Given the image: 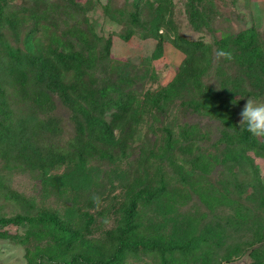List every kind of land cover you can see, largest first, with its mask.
<instances>
[{
	"label": "rangeland",
	"instance_id": "1",
	"mask_svg": "<svg viewBox=\"0 0 264 264\" xmlns=\"http://www.w3.org/2000/svg\"><path fill=\"white\" fill-rule=\"evenodd\" d=\"M163 2L167 5L165 13L156 7ZM5 11L45 13L41 21L49 31L57 30V33L73 26L83 30L93 29L101 38L97 60L87 69L94 79L93 83L101 86L107 81L121 80L119 85L133 91L143 106L132 136L129 126L122 130L114 128L117 135L123 131L124 145L110 149L107 158L93 156L87 160L86 170L91 179L85 188L45 184L36 167L16 158L18 149L36 124L45 121L48 116L55 117L59 130L41 133L39 140L45 146H54L55 150L45 151L41 159L47 162L48 173L60 175L71 165V162H61L58 158L73 148L74 115L58 96L54 81L41 84L35 79L38 63L34 55L24 50L22 42L15 41L11 26L5 23L2 29L5 39L23 49L21 59L13 63L25 70L29 77L21 85L11 72V61L0 55V105L11 115L9 121L0 118V215L34 214L49 210L68 223L77 219L85 238L93 239L91 243L102 253L92 255L87 246L89 243L78 240L65 250L63 263L111 264L109 252L116 248L115 241L111 244L113 234L122 225L121 221L127 218L125 212L134 204L141 224L161 222L168 214L159 215L153 205H146L147 191L160 184H166V189L180 188L182 183L177 164L191 168V160L202 154L204 159L197 162L198 167L192 175V179L198 181V190L189 189L190 193L184 201L177 197L176 207L170 215L196 220V233L206 223L215 220L221 221L223 231L221 237L209 239L207 254L202 251L193 255L177 251L175 264H226L229 261L248 264L256 259L250 250L264 248V237L254 240L256 225L250 224V220L262 218L264 230V135L256 134L259 137L256 148L259 154L248 150L237 158L208 164L209 156L217 154L220 158L221 150L228 146V142L219 141L222 125L198 103L205 86L216 88L224 96L234 89H231L232 82L221 87L224 76H219L216 70L218 64L239 82L240 78H245L242 73L244 63L239 66L234 60H223L218 45H212L208 65L203 53L197 52L195 57L186 56L168 40L163 41L162 50L154 56L157 40L149 29L147 17L161 13L164 19L170 20L166 28L163 27L167 36L179 35L188 41L213 43L222 33L236 35L251 27L264 36V0H6ZM19 26L23 39L27 25L21 23ZM130 27L129 37L126 38ZM262 65L264 57H258L251 69L255 75L264 78ZM196 67L203 70L198 71ZM188 68L191 69L187 74ZM194 75L199 76L200 88H195L192 83ZM175 79L184 81V85H180V89L178 85V92H167ZM260 84L264 82L260 81ZM247 85L248 94L236 95L237 101L231 102L236 125L240 128L243 126L238 123L239 114L248 97L264 102V85L256 88ZM40 87L52 93L54 105L51 108L40 109L30 101V92ZM167 133L179 137L181 145L191 144L192 147V151L187 152L181 150L178 144L174 148L176 163L163 161L158 156L165 145ZM238 145L235 144V147L239 148ZM158 164L162 165L160 171ZM207 167H210L208 171H202ZM210 183L214 184L213 189ZM207 188L216 194L218 191L224 193L226 201L221 204L201 200L198 191ZM237 217L245 221L234 223ZM7 228L13 233L24 230L23 226L10 225ZM171 229L169 221L165 230ZM43 242L41 240L40 243ZM28 248L32 250L33 244L18 238H0V264H34L35 261L28 260ZM36 259L49 262L46 256ZM125 263L160 264L159 253L157 250L143 253L138 248L130 250Z\"/></svg>",
	"mask_w": 264,
	"mask_h": 264
},
{
	"label": "trees",
	"instance_id": "2",
	"mask_svg": "<svg viewBox=\"0 0 264 264\" xmlns=\"http://www.w3.org/2000/svg\"><path fill=\"white\" fill-rule=\"evenodd\" d=\"M5 6L6 0H0V55L11 61V72L15 79L21 85H24L29 76L25 70L16 67L13 63L21 59L23 49L19 45H11L5 39L2 29L7 23L11 26L15 41L22 42L24 50L31 52L37 61L38 65L34 72L35 79L41 84L50 80L54 81V88L58 96L74 115L75 122L73 148L58 158L61 162H71V165L60 175L54 176L48 173V164L41 159V155L45 151L55 150L53 145L45 146L39 140L41 133L59 130L58 120L53 116H48L45 121L34 126L25 138L23 145L18 149L16 158L36 167L39 170L41 180L45 184H55L61 188L67 185L77 189L80 187L85 188L89 182L88 180L91 179L86 170L87 160L93 156L107 158L110 149L124 145V137L121 135L123 131L117 135L114 128L119 127L118 129L122 130L129 126L132 136L135 125L139 120L137 118L142 113L143 105L133 91L124 89L119 85L121 80L107 81L101 86L93 83L94 79L89 76L87 69L92 67L97 60V47L98 42L100 43L101 40L93 29L83 30L73 26L70 29L61 30L59 33H57V30L49 31L48 26L41 21L45 13H39L38 11H32L30 14H21L15 11L6 13ZM156 7L158 11L163 13L167 10V5L164 2L157 4ZM147 19H149V29L153 32L151 34L157 40L154 56L159 55L163 47V41L168 40L180 48L186 56L195 57L197 52L203 53L205 63L208 65L210 64L209 57L212 45H218V52H222L223 60H234L238 65L240 64L239 66L244 63L242 73H244L245 78H240L239 82L231 78L225 72V68L221 69L222 65L218 64L216 70L220 77L224 76V79H221V87L232 82L231 89H234L228 91L224 96L216 88L205 86L204 93L202 92L198 102L207 114L215 117L222 125L218 136L219 141L221 143L228 142V146L222 148L220 158L217 154L211 155L207 158V162L212 164L227 158H237L248 150L259 154V151L256 150L259 137L250 133L246 128H240L236 125L235 109L231 102L237 101L238 97L236 95L248 94L247 84L255 88L264 85H259L260 81L264 82V78L255 75L251 69L252 63L258 57H264V36L251 27L236 35L222 33L221 37L215 38L213 43L202 40L188 41L179 35L167 36L163 31V27L166 28L170 20L169 18L164 19L161 13H157L150 18L147 17ZM21 23L27 25L25 26L23 39L20 37L21 29L19 25ZM159 29H161L160 32H158ZM130 31L131 27L128 33L125 34L126 38L129 37ZM65 35L69 37H64ZM76 43H78V46ZM196 68H198V71L203 70L202 67ZM190 69H187V74L190 73ZM261 72L264 73V65L261 66ZM198 77V75L193 77L194 81L192 83H194L195 88H200L202 85ZM122 80L124 81V76ZM183 83L184 81L173 80L168 86L167 92H178V85L180 89V85H184ZM29 99L40 109H48L54 105L52 93L43 87L32 90ZM1 117L7 118L5 121H9L11 118L10 111L3 109L2 105H0ZM166 136L163 150L158 153L161 160L176 163L177 157L174 148L178 144L181 150L192 151L191 144L181 145L179 137H172L169 133ZM235 144H240L238 145L239 148L235 147ZM203 159L202 154L196 156V158L194 157L191 160L192 167L187 169L183 165L177 164L182 183L180 188L166 189V184H160L154 188L150 187L147 191L146 205H153L154 211H157L159 215L168 214L162 218L161 222H159L160 220L147 221L145 225L141 224V220H138L139 211L136 210V205H131L130 209L125 212L127 218L123 220L124 222L121 221L122 225L113 234L114 240L111 244L116 243V248L109 252L111 253L109 259L111 264H126L127 252L137 250V248L143 253L157 250L160 264H175L177 262V251L191 254L198 251L208 253L209 239L214 236L219 238L222 235L221 221L208 222L200 232L196 233V220L190 221L189 218L185 217L174 218L170 215L176 207L177 197L184 201V198L190 193L189 189L198 190V181L195 179V182L192 175L195 168L198 167L197 162L203 161ZM157 166L158 171H160L162 165L158 164ZM209 169L210 167H207L202 171H208ZM141 182L138 181L137 183ZM210 185L213 189L214 184L210 183ZM212 189L199 190L198 196L201 200L207 202L213 200L215 203L222 204L226 201L224 199L227 196L224 193L218 191L216 194ZM237 214L240 216V212ZM225 219L228 220V217H225ZM236 219L234 223L245 221V219L239 217ZM169 221L172 229L166 231L165 228ZM68 222L49 210H40L34 214L0 215V238H18L24 243H32L34 248L32 250L27 249V257L28 260L35 261L34 264H64L65 250L78 240L89 243L87 246L92 255L102 253L98 247H94L91 243L94 241L93 239L85 238L82 226L79 225L80 223L78 224L77 219ZM250 222V224L256 225L253 233L254 240H261L264 237L262 218H253ZM10 225L23 226L24 230L22 233L10 232L7 228ZM41 240H44L43 244L40 243ZM250 253L256 259L248 264H264V248L254 247L250 250ZM38 256L49 257V262H45L46 260L38 261L36 259Z\"/></svg>",
	"mask_w": 264,
	"mask_h": 264
},
{
	"label": "clouds",
	"instance_id": "3",
	"mask_svg": "<svg viewBox=\"0 0 264 264\" xmlns=\"http://www.w3.org/2000/svg\"><path fill=\"white\" fill-rule=\"evenodd\" d=\"M239 115V125L254 135L264 134V102H257L248 97Z\"/></svg>",
	"mask_w": 264,
	"mask_h": 264
},
{
	"label": "water",
	"instance_id": "4",
	"mask_svg": "<svg viewBox=\"0 0 264 264\" xmlns=\"http://www.w3.org/2000/svg\"><path fill=\"white\" fill-rule=\"evenodd\" d=\"M243 263L242 261L239 262V264ZM228 264H237L236 262L234 261H229Z\"/></svg>",
	"mask_w": 264,
	"mask_h": 264
}]
</instances>
